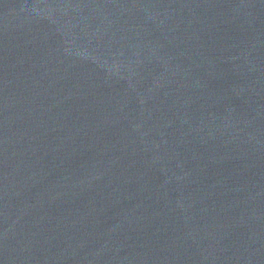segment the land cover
Here are the masks:
<instances>
[{
    "label": "water",
    "instance_id": "water-1",
    "mask_svg": "<svg viewBox=\"0 0 264 264\" xmlns=\"http://www.w3.org/2000/svg\"><path fill=\"white\" fill-rule=\"evenodd\" d=\"M0 264H264V0H0Z\"/></svg>",
    "mask_w": 264,
    "mask_h": 264
}]
</instances>
